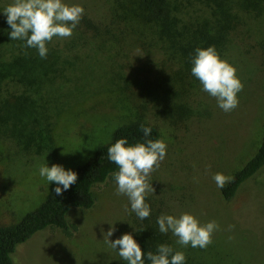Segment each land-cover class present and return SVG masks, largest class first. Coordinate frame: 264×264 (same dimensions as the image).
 <instances>
[{"label": "rangeland", "instance_id": "rangeland-1", "mask_svg": "<svg viewBox=\"0 0 264 264\" xmlns=\"http://www.w3.org/2000/svg\"><path fill=\"white\" fill-rule=\"evenodd\" d=\"M208 1L169 0V7L176 16L203 20L210 17ZM249 1L247 9L236 6L234 28L219 54L236 68L244 86L238 107L225 113L202 91L185 61L134 15L132 0H64L81 5L84 14L70 38L50 42L61 51L64 66L53 82L57 97H47L48 114L61 108L57 118L49 130L41 124V141L32 148L4 136L0 127V226L19 221L57 186L40 176L41 165L73 170L109 142L115 128L143 120L155 125L167 144L165 159L149 177L154 193L146 199L162 204L166 215L189 213L201 224L219 225L207 248H184L208 264H264V167L234 202L222 198L212 179L218 172L231 176L261 141L264 0ZM12 2L0 0L1 11ZM84 19L99 32L86 28ZM93 192L91 209L69 214L75 226L70 236L43 231L17 246L14 264L118 263V249L104 241L101 230L115 224L110 241L125 234L130 203L116 195L114 180Z\"/></svg>", "mask_w": 264, "mask_h": 264}, {"label": "trees", "instance_id": "trees-1", "mask_svg": "<svg viewBox=\"0 0 264 264\" xmlns=\"http://www.w3.org/2000/svg\"><path fill=\"white\" fill-rule=\"evenodd\" d=\"M246 2L250 1L243 0L234 4L232 0H209L206 8L210 17L203 20L189 14L187 17L183 14L180 17L174 15L170 10L169 0H132L131 4L128 2V6H134V15L149 26L167 44V48L178 54L191 70V61L197 48L214 46L218 54L222 52L227 35L234 28L237 14L235 8L238 6L247 9L249 4ZM83 23L94 33L99 32L97 25L90 19H84ZM10 31L6 16L0 9V127L4 130V136L9 135L24 147L32 148L36 141V145L41 141V124L44 123L46 129H51L60 112L61 108L56 106L55 112L48 114L47 99L49 94L57 97L59 91L53 87V82L62 75L64 66L60 63L61 51L51 43L46 45V58H41L37 49L25 46L26 41L10 40ZM141 125L152 129L148 139H160L156 126L143 120L118 126L113 130L109 142L99 144L83 164L72 170L77 173L78 179L67 191L60 196L54 191L50 192L34 210L27 212L19 221L0 226V264H14L13 254L17 246L27 243L43 231L57 229L70 236L75 226L68 221L69 214L75 210L91 209L96 202L93 188L113 180V173L119 170L108 160V147L120 138H126L129 144L144 142L146 138L140 130ZM263 167L264 123L257 150L231 175L234 180L224 189H220L222 198L227 202H234L246 183ZM145 202L150 205V216L141 220L135 212L130 211L126 223V233L133 235L145 253V264H150L147 253L155 254L161 244L172 247L174 252H183L186 257L185 264H208L179 245L171 232L161 233L157 218L164 214L163 205L157 204L151 198L145 199ZM116 264L127 262L121 258Z\"/></svg>", "mask_w": 264, "mask_h": 264}, {"label": "clouds", "instance_id": "clouds-1", "mask_svg": "<svg viewBox=\"0 0 264 264\" xmlns=\"http://www.w3.org/2000/svg\"><path fill=\"white\" fill-rule=\"evenodd\" d=\"M3 14L10 26V40L26 41V47L37 49L41 58H46L47 44L54 38L66 39L73 35L84 14L81 5H68L64 0H13ZM192 58L191 74L202 85V91L217 101V106L225 113L235 110L239 105L238 93L243 90V83L236 75V68L220 58L214 46L206 49L197 48ZM146 138L144 142L129 144L126 138L117 139L107 149L108 160L118 167L113 173L116 195L128 198L132 212L141 220L151 214L150 205L145 202L149 192L154 193L149 177L167 154V144L161 139H148L152 129L140 126ZM39 174L57 187L53 189L57 196L67 191L77 182V173L58 164L39 167ZM219 189L234 180V177L215 173L212 177ZM62 186V187H61ZM159 231L169 232L177 238L182 247L191 246L201 249L212 243V236L219 225L215 221L201 224L192 214L182 213L179 217L161 214L157 218ZM103 239L109 246L117 250L118 255L127 264H145V253L133 238L125 233L120 238L110 241L116 231L115 224L106 233L101 230ZM150 264H185L183 252L175 251L168 245L161 244L157 252L147 253Z\"/></svg>", "mask_w": 264, "mask_h": 264}]
</instances>
